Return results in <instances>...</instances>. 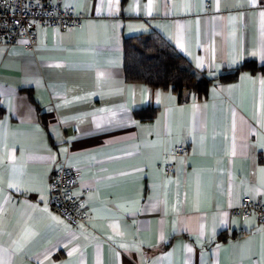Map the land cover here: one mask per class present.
I'll return each mask as SVG.
<instances>
[{
    "label": "crops",
    "instance_id": "crops-1",
    "mask_svg": "<svg viewBox=\"0 0 264 264\" xmlns=\"http://www.w3.org/2000/svg\"><path fill=\"white\" fill-rule=\"evenodd\" d=\"M57 1L82 27L36 26L33 49L0 43V264H262L264 221L231 209L264 199V9ZM148 32L211 78L207 95L125 78L122 35ZM246 61L256 69L219 78ZM177 143L188 153L165 173ZM62 165L80 172L73 193L88 188L83 223L49 204Z\"/></svg>",
    "mask_w": 264,
    "mask_h": 264
},
{
    "label": "built area",
    "instance_id": "built-area-1",
    "mask_svg": "<svg viewBox=\"0 0 264 264\" xmlns=\"http://www.w3.org/2000/svg\"><path fill=\"white\" fill-rule=\"evenodd\" d=\"M83 15L70 5H62L57 0H0V43L10 44L24 39L28 49L37 44L36 26H49L60 29L80 28ZM171 160L161 162L165 173L170 172L173 160L188 153L186 144L177 143L166 152ZM80 172L70 165L57 168L49 178V204L71 224L83 223L87 219L85 193L72 189ZM231 212L240 217L255 215L264 221V199L251 198L242 194Z\"/></svg>",
    "mask_w": 264,
    "mask_h": 264
},
{
    "label": "trees",
    "instance_id": "trees-1",
    "mask_svg": "<svg viewBox=\"0 0 264 264\" xmlns=\"http://www.w3.org/2000/svg\"><path fill=\"white\" fill-rule=\"evenodd\" d=\"M122 46L123 73L127 80L171 89L181 99L185 97L183 89L196 97L207 95L211 78L203 72H196L187 59L161 35L153 32L123 34ZM239 69L254 71L256 65L254 61H246L239 67L222 72L219 78L232 79ZM147 117L150 118L151 114Z\"/></svg>",
    "mask_w": 264,
    "mask_h": 264
},
{
    "label": "snow or ice",
    "instance_id": "snow-or-ice-1",
    "mask_svg": "<svg viewBox=\"0 0 264 264\" xmlns=\"http://www.w3.org/2000/svg\"><path fill=\"white\" fill-rule=\"evenodd\" d=\"M251 3L256 5L260 9H264V0H251ZM259 15L261 17H264V10L260 11ZM244 78H248V77L247 76L242 77V79H244ZM261 147H264V145H261ZM261 172H264V169H261ZM9 187L16 188L17 191L20 190L18 185H16V184H10ZM29 234H30V230L29 229H25V235H29ZM13 243L14 244H18V241H14ZM262 257H264V253H262ZM262 264H264V260H262Z\"/></svg>",
    "mask_w": 264,
    "mask_h": 264
}]
</instances>
